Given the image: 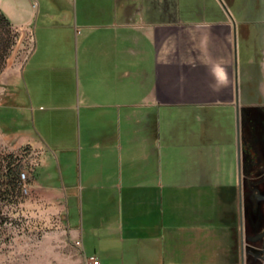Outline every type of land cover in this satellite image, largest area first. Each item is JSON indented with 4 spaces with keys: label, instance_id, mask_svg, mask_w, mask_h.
Wrapping results in <instances>:
<instances>
[{
    "label": "crops",
    "instance_id": "obj_1",
    "mask_svg": "<svg viewBox=\"0 0 264 264\" xmlns=\"http://www.w3.org/2000/svg\"><path fill=\"white\" fill-rule=\"evenodd\" d=\"M56 2L0 0L33 43L4 104L34 123L0 129L80 252L69 264H264L243 136L264 101V0Z\"/></svg>",
    "mask_w": 264,
    "mask_h": 264
},
{
    "label": "rangeland",
    "instance_id": "obj_2",
    "mask_svg": "<svg viewBox=\"0 0 264 264\" xmlns=\"http://www.w3.org/2000/svg\"><path fill=\"white\" fill-rule=\"evenodd\" d=\"M76 0H58L54 11L71 7L77 11ZM200 1V0H198ZM209 5L208 11H213L215 0H204ZM119 0H78V11H114ZM32 39L29 34L9 23L0 14V128L23 130L27 124L34 126L33 113L25 120L22 108L17 105L4 104L9 102L11 79L20 72L32 50ZM253 47L252 50H254ZM261 100L262 97H252ZM259 103V102H258ZM36 129V128H35ZM80 133V132H79ZM80 140V137H79ZM23 155V156H21ZM17 166L20 172L31 175L30 160H26L22 149L12 145L4 137L0 129V264H69L78 261L81 254L73 251L67 245L66 239L58 235L65 226L59 228L56 218L48 203L41 200L38 193H33L31 187L26 192L23 188H12L3 173L6 166ZM58 170V164L56 163ZM59 177H61L59 172ZM254 179L257 178L254 174ZM27 178V180H29ZM252 188L249 184L247 199L250 206L252 232H261L260 218L263 220V202L259 213L255 211ZM252 206V208H251Z\"/></svg>",
    "mask_w": 264,
    "mask_h": 264
},
{
    "label": "flooded vegetation",
    "instance_id": "obj_3",
    "mask_svg": "<svg viewBox=\"0 0 264 264\" xmlns=\"http://www.w3.org/2000/svg\"><path fill=\"white\" fill-rule=\"evenodd\" d=\"M243 116L247 172L254 194L252 203L254 202L256 205V203L262 204L263 202L264 218V101L245 108ZM254 174L257 177L255 179L253 178ZM261 232H263V246L259 249L263 251L264 256V229Z\"/></svg>",
    "mask_w": 264,
    "mask_h": 264
},
{
    "label": "trees",
    "instance_id": "obj_4",
    "mask_svg": "<svg viewBox=\"0 0 264 264\" xmlns=\"http://www.w3.org/2000/svg\"><path fill=\"white\" fill-rule=\"evenodd\" d=\"M0 14L4 19H6L9 23H11L6 16L1 12ZM12 163L6 166V170H4L3 177L4 179H7L10 184L12 185V188L17 189V188H23L22 185V180L20 179V174L21 172L18 170L17 166H12Z\"/></svg>",
    "mask_w": 264,
    "mask_h": 264
},
{
    "label": "built area",
    "instance_id": "obj_5",
    "mask_svg": "<svg viewBox=\"0 0 264 264\" xmlns=\"http://www.w3.org/2000/svg\"><path fill=\"white\" fill-rule=\"evenodd\" d=\"M28 175L25 171L20 174V179L22 180L23 189L27 192L29 190V185L27 183ZM86 264H103L97 257H90L87 259Z\"/></svg>",
    "mask_w": 264,
    "mask_h": 264
}]
</instances>
